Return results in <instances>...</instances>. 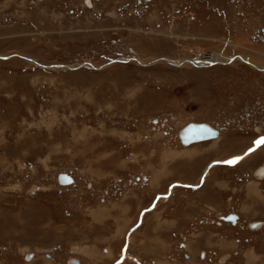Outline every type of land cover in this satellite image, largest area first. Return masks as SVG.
Wrapping results in <instances>:
<instances>
[{
  "label": "rangeland",
  "instance_id": "1",
  "mask_svg": "<svg viewBox=\"0 0 264 264\" xmlns=\"http://www.w3.org/2000/svg\"><path fill=\"white\" fill-rule=\"evenodd\" d=\"M89 1L0 0V264H109L154 193L264 133V0ZM200 120L218 149L183 159ZM259 152L157 199L119 264H264Z\"/></svg>",
  "mask_w": 264,
  "mask_h": 264
},
{
  "label": "flooded vegetation",
  "instance_id": "2",
  "mask_svg": "<svg viewBox=\"0 0 264 264\" xmlns=\"http://www.w3.org/2000/svg\"><path fill=\"white\" fill-rule=\"evenodd\" d=\"M256 33H257V35H262L263 36V38H264V29L263 28H259V29H257V31H256ZM256 35V36H257ZM262 38V37H261ZM260 70V69H259ZM261 71H264V70H261ZM249 114V113H248ZM245 115V114H244ZM249 116L250 115H246V118H249ZM233 117H236V116H233ZM241 117H243V116H241ZM230 118V117H229ZM228 118V119H229ZM237 119H239L240 117H236ZM228 119H226L227 121H228ZM241 119H239V121H240ZM155 121V120H154ZM153 121V122H154ZM156 122H157V120H156ZM187 122H194V123H203V124H206V125H208V126H210L211 128H213L215 131H216V135L214 136V137H212V138H209L210 140L209 141H207V142H198V143H193V144H189V145H182L181 146V148H180V151H182V152H180V151H178V149H177V151H178V154H180V153H182L184 156H182L183 157V159H192V158H194L197 154H199V150L200 149H202V147H199V145H201L202 143H208V148H213L214 149V151L215 150H217L218 149V146L216 147V145H212L211 143L213 142V141H215V140H218V143L221 141V139H220V137H219V135L220 134H222V132L223 131H225V126H223V125H225V123L224 124H222V121H214V122H210V121H207V120H200V121H187ZM186 122V123H187ZM185 124V123H184ZM183 124V125H184ZM182 125V126H183ZM245 129L247 128V127H244ZM249 130H255L254 128H252V127H250V126H248V130L246 131V132H249ZM229 132L231 133V134H235V133H233L231 130H229ZM246 132H244V129H242V130H240V132H238V133H246ZM168 133V132H167ZM237 133V132H236ZM249 135V133H246V135H243V134H241V135H239V136H243V137H249L248 136ZM262 136V135H264V133H262L261 132V134H259V132H256L255 134H254V136H252L249 140H251L252 138H254V137H256V136ZM218 136V137H217ZM216 137V138H215ZM215 138V139H214ZM178 140V139H177ZM208 140V139H207ZM179 143H180V141H178ZM250 142V141H249ZM217 143V144H218ZM181 144V143H180ZM195 145H198L196 148H194L193 146H195ZM251 144H248V145H246L245 147H243V149H242V151L241 152H239V153H235V154H232V155H230L229 157L227 156L226 158H223V159H211V160H208L207 162H205L204 164H203V166L200 168L201 170H199L198 169V171H197V173H195V175H194V177H197V183L196 182H189V181H182V183H180V182H178L179 183V185H173V186H170L172 183H174V182H177V181H172V182H170L167 186H166V188L164 189V191L163 192H161V193H158V192H156V193H154V195L153 196H151V198L149 199V201L147 202V204L145 205V206H143L139 211H138V213H137V215H135L134 217H133V220H131V222H130V227H133L136 223H137V221H139V223L137 224V226L136 227H138L140 224L142 225V218H143V214H144V216L146 215V214H148V213H150L151 211V209L154 207V205L156 204V201H157V199H165V200H167V198H168V196L170 195V193H171V188H173V187H180V188H182V189H184V190H187V191H190V192H194V191H197V190H199V188L201 189V188H204V186L206 185V183L208 182V179H209V175H210V172L213 170V169H218V167L219 166H222V167H231V166H233V165H229V164H222V165H218V164H216V165H212V167H211V169H210V167L209 168H207V170L204 172V174H203V171H204V168L206 167V165L210 162V161H212V160H214V161H217V160H220V161H222V160H226V159H228V158H232V157H234V156H239L240 154H242L245 150H246V148H248L249 146H250ZM264 144H262L261 146H263ZM255 147L254 148V151H252V153L250 152H247L248 154L247 155H244V156H242L243 157V159L242 160H247V159H250L251 157H253V156H255V155H257V154H255V152L256 153H258L259 151H264V146L263 147ZM207 148V149H208ZM257 148V149H256ZM168 151H173V150H164V152L167 154L168 153ZM184 151H186V152H184ZM189 153V154H188ZM258 154H260V152L258 153ZM190 155V156H189ZM242 160H240L237 164H235L233 167L235 168L236 166H238L241 162H242ZM262 165H264V162H261L260 164H258L257 166H256V168H255V170L256 171H258V168L260 167V166H262ZM210 169V170H209ZM209 170V172H208V175H207V171ZM247 172L248 171H244L243 172V175L245 176V175H248L247 174ZM190 174V173H189ZM192 174V173H191ZM135 177V176H134ZM142 176H138V177H135V180H137V181H139L140 180V178H141ZM257 178H264V172H262L260 175H258L257 174V176H256ZM143 179L145 180V177L143 176ZM205 179V180H204ZM203 181H204V183H203ZM150 183V182H149ZM203 183V184H202ZM220 183H224L223 181H218V183H216V185L217 186H219V185H221ZM151 184V183H150ZM201 186V187H200ZM257 186H258V182H257ZM259 188V187H258ZM200 191V190H199ZM210 191H212V189L210 188ZM247 196H250L249 194L247 195ZM251 197V196H250ZM255 200H257V199H255ZM153 203V205H152V208H150V209H148V210H145L141 215H140V212L142 211V210H144V209H146L147 207H149L151 204ZM149 211V212H148ZM152 211H153V209H152ZM227 214H229V212H227L225 215H227ZM235 215H236V213H235ZM219 217L220 216H218L217 218L219 219ZM236 218H237V215H236ZM129 220V219H128ZM128 220H127V223H128ZM128 225V224H127ZM141 225L138 227V229L141 227ZM128 226V227H129ZM135 227V228H136ZM129 229V228H128ZM127 229V230H128ZM136 231V230H135ZM128 240L130 241V237L128 238ZM123 243H124V238H123ZM123 243H121L122 245H123ZM122 245H121V247H122ZM127 246L128 245H126V248H127ZM120 247V246H119ZM121 247H120V249H119V253H120V251H121ZM125 251H126V249H125ZM125 251H124V254H123V256H122V260L121 261H119V262H117V263H115V260L118 258V256H119V253L118 254H116V256L114 255V252L115 251H113V249L112 248H110L109 249V251H108V253H110V255H107L109 258H112V257H114V259L109 263V264H119V263H121L124 259H126V255H125ZM128 251V250H127ZM29 253H31V252H29ZM29 253H27V254H24L25 256H23V258H28L29 256H30V254ZM32 255H33V253H31ZM129 252H127V257L129 256ZM69 261V260H68ZM48 262V261H47ZM70 263H72V264H79V261L78 260H73V259H70V261H69ZM131 263H133V264H140V262H138V261H130ZM49 264H50V262H48ZM166 263H168V262H164V261H162V262H160V264H166Z\"/></svg>",
  "mask_w": 264,
  "mask_h": 264
},
{
  "label": "water",
  "instance_id": "3",
  "mask_svg": "<svg viewBox=\"0 0 264 264\" xmlns=\"http://www.w3.org/2000/svg\"><path fill=\"white\" fill-rule=\"evenodd\" d=\"M0 58H5V56H0ZM215 135H216V131L214 129L210 128L209 126L203 125L201 123H191L190 122V123H187L186 125H184L179 130L177 137H178L181 144L187 145V144L194 142V141L197 142V141H202L205 139L212 138ZM222 161H224V160H222ZM212 164H224V163H217V161H214V162L210 163L207 167L211 166ZM62 174L63 173L58 174V177L60 179H62L61 178ZM221 219L224 221H229L230 223H234L235 217L232 214H229V215L227 214L225 216H221ZM256 224H257V222L253 223L252 225L254 226Z\"/></svg>",
  "mask_w": 264,
  "mask_h": 264
},
{
  "label": "bare ground",
  "instance_id": "4",
  "mask_svg": "<svg viewBox=\"0 0 264 264\" xmlns=\"http://www.w3.org/2000/svg\"><path fill=\"white\" fill-rule=\"evenodd\" d=\"M88 1H89V0H88ZM89 2H90V1H89ZM228 41H229V40L225 41V44L228 43ZM231 46H232V45H231ZM231 46H230V47H231ZM233 58H236V57H235V56H231V60H233ZM243 58H244V57H241V58L239 57V60H240V59H243ZM163 59H165L166 61H168V62H170V63L180 65L179 61H176V63H175V61L172 62V60H170V59H168V58H163ZM128 60H129V59H128ZM211 60H212V61H207V60H204V61H205V62H208V63H210V62L218 63V62H220L221 59H218V58H212ZM245 60H246L245 62L248 63V64H250V63L252 62V61H250V63L247 62V61H248L247 58H245ZM31 61H32V60H31ZM189 62H190V61H189ZM227 62H228V60H227L226 62H224V63H227ZM190 63H191V62H190ZM228 63H229V62H228ZM251 64H254V63L252 62ZM251 64H250V65H251ZM196 65H198V64H196ZM200 65H202V64H200ZM252 66H253V65H252ZM254 66H255V65H254ZM258 66H260L259 68H261V70L264 69V66H262L261 64H259ZM67 67H68V66H67ZM217 137H218V136H217ZM215 138H216V137H215ZM215 138H214V139H215ZM212 139H213V138H212ZM205 140H206V139H205ZM205 140H202V141H205ZM208 140H209V139H208ZM198 142H201V141H197V142L194 141V142H191V143H189V144H192V143H198ZM189 144H187V145H189ZM261 145H262V144H261ZM261 145H260V146H261ZM260 146H258V147H260ZM263 146H264V145H263ZM263 146H261V147H263ZM258 147H257V148H258ZM257 148H256V149H257ZM184 152H185V151H184ZM188 154H189V153H188ZM189 156H190V155H189ZM210 168H211V167H210ZM259 170L262 172V168H260ZM208 172H209V170L207 171V174H208ZM61 178H62L63 180L60 179V178H59V180H60V182H61L62 184H66V183H69V182L71 183V182H72V180L69 181V178H70V179H72V178H71L70 176H69V178H68L65 174H62ZM202 184H203V183H202ZM126 245H127V243H126ZM251 258H253V256H252ZM253 259H254V258H253Z\"/></svg>",
  "mask_w": 264,
  "mask_h": 264
},
{
  "label": "snow or ice",
  "instance_id": "5",
  "mask_svg": "<svg viewBox=\"0 0 264 264\" xmlns=\"http://www.w3.org/2000/svg\"><path fill=\"white\" fill-rule=\"evenodd\" d=\"M255 144L258 146H260L261 144H264V136L260 137L258 140L255 141ZM254 151L253 148H249L248 152H252ZM248 153H245V155H247ZM243 157L241 156H235L231 159L228 160H224V161H217V163H224V164H229V165H234L236 163H238L240 160H242Z\"/></svg>",
  "mask_w": 264,
  "mask_h": 264
},
{
  "label": "crops",
  "instance_id": "6",
  "mask_svg": "<svg viewBox=\"0 0 264 264\" xmlns=\"http://www.w3.org/2000/svg\"><path fill=\"white\" fill-rule=\"evenodd\" d=\"M212 193H213V191H210V190H209V192L207 193L208 195H207V194H206V195H207V196H210V195H212ZM204 199L206 200V197H205ZM204 199H203V200H204ZM142 220H143V218H142ZM222 256H223V255H222Z\"/></svg>",
  "mask_w": 264,
  "mask_h": 264
}]
</instances>
